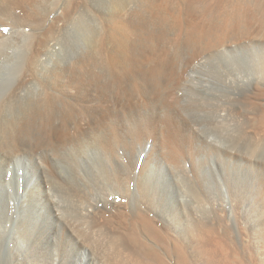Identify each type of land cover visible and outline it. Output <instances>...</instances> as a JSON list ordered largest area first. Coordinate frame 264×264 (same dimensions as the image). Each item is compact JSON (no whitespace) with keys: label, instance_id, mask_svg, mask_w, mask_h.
I'll return each instance as SVG.
<instances>
[{"label":"bare ground","instance_id":"6f19581e","mask_svg":"<svg viewBox=\"0 0 264 264\" xmlns=\"http://www.w3.org/2000/svg\"><path fill=\"white\" fill-rule=\"evenodd\" d=\"M0 264H264V0H0Z\"/></svg>","mask_w":264,"mask_h":264},{"label":"rangeland","instance_id":"374dc122","mask_svg":"<svg viewBox=\"0 0 264 264\" xmlns=\"http://www.w3.org/2000/svg\"><path fill=\"white\" fill-rule=\"evenodd\" d=\"M94 1V3H96V2H98L99 0H93ZM91 3V2H90ZM159 106L158 105H156L155 107H153L152 105H147V106H139V107H137L136 109H134V110H132V114H125V115H120V116H116L115 117V119H118V118H121L120 120H119V122H118V125H120V123L123 121V120H125V122L126 121H128L131 117H133V118H135L136 119V121L139 123H146V121H147V119H148V116L151 114V113H158V114H161L160 113V109L161 108H158ZM152 108V109H151ZM155 108V110L153 111V109ZM139 112V113H138ZM145 114V115H144ZM138 117V118H137ZM145 121V122H144ZM111 123L113 124V123H115V124H117L116 122H115V120H111ZM148 135V136H147ZM146 135V137H144L142 140H144L143 141V143H145V146H146V148L144 149V150H142L141 151V153H140V158H139V161H138V166L140 165V163H141V161H142V159H143V157L145 156V154H146V152H147V150L149 149V147H150V145H151V143H152V140H153V138H152V135H150V134H147ZM149 140V141H148Z\"/></svg>","mask_w":264,"mask_h":264},{"label":"snow or ice","instance_id":"6c2138e0","mask_svg":"<svg viewBox=\"0 0 264 264\" xmlns=\"http://www.w3.org/2000/svg\"><path fill=\"white\" fill-rule=\"evenodd\" d=\"M4 31H7V29H4Z\"/></svg>","mask_w":264,"mask_h":264}]
</instances>
